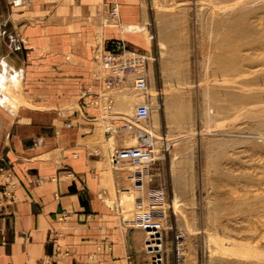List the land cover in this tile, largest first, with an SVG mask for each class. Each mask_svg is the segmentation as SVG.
I'll use <instances>...</instances> for the list:
<instances>
[{"label": "crops", "instance_id": "crops-1", "mask_svg": "<svg viewBox=\"0 0 264 264\" xmlns=\"http://www.w3.org/2000/svg\"><path fill=\"white\" fill-rule=\"evenodd\" d=\"M146 22L145 0H0V264H145L143 191L110 159L140 96L117 88L106 108L97 54L142 47Z\"/></svg>", "mask_w": 264, "mask_h": 264}, {"label": "rangeland", "instance_id": "rangeland-1", "mask_svg": "<svg viewBox=\"0 0 264 264\" xmlns=\"http://www.w3.org/2000/svg\"><path fill=\"white\" fill-rule=\"evenodd\" d=\"M145 8V43L131 46L153 57V108L136 125L156 136L160 157L150 172L170 214L160 249L144 245L145 264L155 254L163 264H264V71L237 73L245 52L230 26L239 12L264 21V0H145ZM136 142L133 135L126 145Z\"/></svg>", "mask_w": 264, "mask_h": 264}, {"label": "built area", "instance_id": "built-area-1", "mask_svg": "<svg viewBox=\"0 0 264 264\" xmlns=\"http://www.w3.org/2000/svg\"><path fill=\"white\" fill-rule=\"evenodd\" d=\"M119 11L118 2L112 4V14ZM153 57L150 53L138 48L130 47L124 39H117L111 49L100 51L97 54V62L103 73L105 86L102 96L105 99L106 108H111V92L117 88H127L131 92H143V101L138 103L133 115L134 122H127L124 127L133 130L137 139L135 144L114 146L110 150V159L115 166L129 165L132 168L130 177L137 188L143 191V195L135 201V226L145 232L144 245L150 251L160 249L163 232L169 219V206L166 189L161 185H146L150 175L151 166L160 157L156 147V136L152 130L146 129L136 123H144L150 120L153 104L149 94V62ZM42 137L35 140L40 145ZM10 173L5 174L7 181ZM6 193V192H5ZM70 213H64L61 219L70 217ZM66 252L61 246L57 248V254ZM36 264H57L54 258L39 260ZM152 264H163L161 255L155 254Z\"/></svg>", "mask_w": 264, "mask_h": 264}, {"label": "bare ground", "instance_id": "bare-ground-1", "mask_svg": "<svg viewBox=\"0 0 264 264\" xmlns=\"http://www.w3.org/2000/svg\"><path fill=\"white\" fill-rule=\"evenodd\" d=\"M237 3V2H236ZM243 3V2H242ZM249 11L239 12L234 21H231V28H235L237 35V44L240 49L245 52L244 56H237V73L245 74L248 71L252 72L254 69L264 71V57L259 61L253 58V53L258 51H264V21L263 17L260 20V24L248 23L246 18L249 16ZM239 49V50H240ZM163 56H165V50H163ZM244 66L247 69L244 70ZM236 73V74H237ZM182 74V73H181Z\"/></svg>", "mask_w": 264, "mask_h": 264}]
</instances>
